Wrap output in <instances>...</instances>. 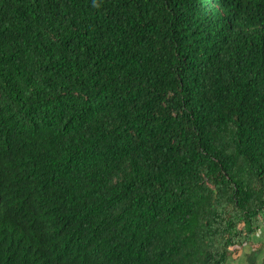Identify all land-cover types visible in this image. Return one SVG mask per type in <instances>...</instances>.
Returning <instances> with one entry per match:
<instances>
[{
  "label": "trees",
  "instance_id": "obj_1",
  "mask_svg": "<svg viewBox=\"0 0 264 264\" xmlns=\"http://www.w3.org/2000/svg\"><path fill=\"white\" fill-rule=\"evenodd\" d=\"M264 225V0H0V264H228Z\"/></svg>",
  "mask_w": 264,
  "mask_h": 264
},
{
  "label": "crops",
  "instance_id": "obj_2",
  "mask_svg": "<svg viewBox=\"0 0 264 264\" xmlns=\"http://www.w3.org/2000/svg\"><path fill=\"white\" fill-rule=\"evenodd\" d=\"M260 246L256 248V251H252V253H247L249 252L251 249V246ZM246 245V247H245ZM244 247L245 249L243 251H245V253H247L246 255L243 254L241 256V254L235 253L234 255H232V260L229 259L228 264H264V225L261 227V229L252 237V241L248 244H245ZM249 245L250 250H248L249 248H247ZM251 245V246H250ZM254 246V247H255ZM260 248V249H259Z\"/></svg>",
  "mask_w": 264,
  "mask_h": 264
},
{
  "label": "rangeland",
  "instance_id": "obj_3",
  "mask_svg": "<svg viewBox=\"0 0 264 264\" xmlns=\"http://www.w3.org/2000/svg\"><path fill=\"white\" fill-rule=\"evenodd\" d=\"M247 244H248V243H247ZM247 246H248L247 248H249L248 250H250L249 245H247ZM250 246H251V245H250ZM254 246H255V244H254ZM254 246H251V249H252V250H250L249 252H247L248 254H249V253H252L253 250L256 251V248H257V247H260V246H257V247H256V246L254 247ZM245 247H246V245H245ZM245 247H244V245H243V246H237V248H236V253L238 254V252H239V254H241V256H242L243 254L246 255L247 253H245V251H243V250L245 249ZM260 248H261V247H260ZM260 248H259V249H260ZM230 258H231L230 260L233 259L232 257H230Z\"/></svg>",
  "mask_w": 264,
  "mask_h": 264
}]
</instances>
